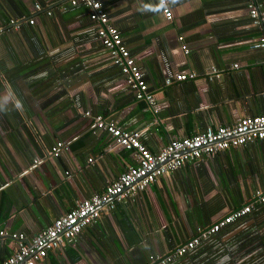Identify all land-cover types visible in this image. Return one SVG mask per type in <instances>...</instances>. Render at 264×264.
<instances>
[{
  "label": "crops",
  "instance_id": "1",
  "mask_svg": "<svg viewBox=\"0 0 264 264\" xmlns=\"http://www.w3.org/2000/svg\"><path fill=\"white\" fill-rule=\"evenodd\" d=\"M97 1L153 101L135 100L86 8L0 0V231L28 239L135 164L94 117L138 131L155 153L208 126L264 115V49L253 48L264 37V19L253 24L247 10L251 4L264 18V0H167L170 21L159 0ZM56 142L66 150L47 158ZM255 192H264V140L159 177L37 264H153ZM227 228V251L252 247L240 263L264 258V203ZM206 245L215 250L216 239ZM14 248L0 239V263Z\"/></svg>",
  "mask_w": 264,
  "mask_h": 264
},
{
  "label": "built area",
  "instance_id": "2",
  "mask_svg": "<svg viewBox=\"0 0 264 264\" xmlns=\"http://www.w3.org/2000/svg\"><path fill=\"white\" fill-rule=\"evenodd\" d=\"M62 1L70 7L81 5L87 9L88 20L95 28L100 45L110 57L111 62L119 69L124 83L132 90L135 100L152 102L154 96L147 91V85L142 80L139 68L121 43L116 28L108 22L107 14L100 3L97 0ZM158 3L164 19L170 21L172 16L167 0H159ZM35 8L39 9L38 6ZM247 10L253 24L263 22L264 18L258 16L253 5H248ZM10 23L13 24V21ZM32 23L30 19L28 24ZM253 48L264 49V37L253 43ZM233 68L236 66L234 65ZM211 72L215 74L213 69ZM184 78V75H177L174 79L180 81ZM164 83L171 82L165 80ZM85 115L88 116L87 113ZM93 121L97 128L106 131L111 137L113 148L132 153L135 164L126 167L124 172L104 187L101 194L91 195L87 199L77 201L70 210L60 213L46 228L28 239L20 233L1 230L0 239L12 241L15 248L12 254L0 264H37L48 253L58 252L67 242H73L85 227L94 224L101 217L108 216L117 203L132 197L137 192L144 191L159 177L179 169L190 161L264 140V115H257L243 117L230 126H208L191 137L171 139L159 151L151 153L142 145L138 131H126L115 122L101 117H94ZM66 148L61 142H56L50 147L46 156L47 158L56 157ZM39 162L40 160H33L32 164L37 165ZM87 162H91V159L88 158ZM263 203L264 192H255L250 201L243 206L199 231L188 242L178 246L168 255L162 258L157 257L153 264H167L180 258L218 231L246 217L254 204Z\"/></svg>",
  "mask_w": 264,
  "mask_h": 264
},
{
  "label": "trees",
  "instance_id": "3",
  "mask_svg": "<svg viewBox=\"0 0 264 264\" xmlns=\"http://www.w3.org/2000/svg\"><path fill=\"white\" fill-rule=\"evenodd\" d=\"M227 229L228 228L226 227L213 235L216 239V247L218 246L217 244L220 243L219 241L224 238ZM207 240L194 247L180 258L174 259L167 264H262V260H264L262 257L260 259H248V261L240 263V260H242L245 254L252 250V247L246 249L242 244H238L236 247L227 251V249L224 248V244H221L216 250L209 251L208 246L206 247ZM262 249L264 251V243Z\"/></svg>",
  "mask_w": 264,
  "mask_h": 264
},
{
  "label": "rangeland",
  "instance_id": "4",
  "mask_svg": "<svg viewBox=\"0 0 264 264\" xmlns=\"http://www.w3.org/2000/svg\"><path fill=\"white\" fill-rule=\"evenodd\" d=\"M207 243V242H206ZM220 244H224V238H222V242L220 243ZM206 247H207V245H206ZM217 248V247H216ZM216 248H215V250H216Z\"/></svg>",
  "mask_w": 264,
  "mask_h": 264
}]
</instances>
